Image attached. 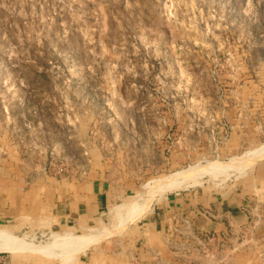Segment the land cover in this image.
Instances as JSON below:
<instances>
[{
	"label": "rangeland",
	"instance_id": "374dc122",
	"mask_svg": "<svg viewBox=\"0 0 264 264\" xmlns=\"http://www.w3.org/2000/svg\"><path fill=\"white\" fill-rule=\"evenodd\" d=\"M263 147L264 0H0V166L22 177V204L0 217V264H142L129 232L155 201L227 198L254 162L175 189L160 182ZM111 173L133 188L99 219L24 201L39 179ZM262 220L192 225L197 255L182 264H264Z\"/></svg>",
	"mask_w": 264,
	"mask_h": 264
},
{
	"label": "crops",
	"instance_id": "0c3cea01",
	"mask_svg": "<svg viewBox=\"0 0 264 264\" xmlns=\"http://www.w3.org/2000/svg\"><path fill=\"white\" fill-rule=\"evenodd\" d=\"M262 158L264 156L261 155L255 159L253 166L244 172L246 178L238 185L239 191L227 198L215 201L205 197L198 201L193 193L174 196L168 193L162 201H155L140 218V226L132 228L129 232L132 237L140 239L136 250L141 254L142 264H182V257L193 261L197 251L191 255L187 254V250L193 249V243L189 242V239L195 236V231L203 233L212 229V224L217 227L216 221L219 218H226L231 223L239 222V225L257 221L258 218L264 221V162L259 161ZM20 174L15 167L0 166V217L4 216L5 207L9 204L12 205L14 213L22 204L19 196L22 179ZM39 180L24 199L29 209L39 214L68 220L99 219L111 211L117 201L133 188L112 173L109 178L98 174L94 179L79 184L68 180ZM247 205L252 207L253 216L245 210ZM207 210H212L210 214L217 212L216 216L212 214L215 221L208 218L205 212ZM185 223L191 225V230L185 231ZM192 225L195 228L193 232ZM182 237H185L183 243ZM236 263L245 264L244 258Z\"/></svg>",
	"mask_w": 264,
	"mask_h": 264
},
{
	"label": "bare ground",
	"instance_id": "6f19581e",
	"mask_svg": "<svg viewBox=\"0 0 264 264\" xmlns=\"http://www.w3.org/2000/svg\"><path fill=\"white\" fill-rule=\"evenodd\" d=\"M259 152H260V148H257L256 150L252 151L250 155L244 156V157H237L233 161H229V162H213V163H208L206 165H198V166H195V167H190L188 169L176 172V173H174L171 176L167 177L166 179H164L162 182H160L158 184V191L166 190L167 188H173V189L178 188L184 182L196 180L197 178H199L200 176L205 175V174H216V175H219V174H221V173H223L225 171H228L230 169H235L237 171H243V170L247 169V167L251 166V164L255 161V159L258 156H261V155L264 156V147L262 148L261 154ZM257 154H260V155H257ZM150 200H148V198H147V200H145V201H139V202H136V203L134 202L133 203V204H135V206L133 205L134 208H132V209L130 208L131 209V215L133 213L136 214V213H140L141 211H143V209L146 208V204ZM114 231H115V229H114ZM118 232H119V230H118ZM106 235L107 234H105V236ZM94 239L95 238H92L91 240H94ZM86 242L88 243V241H86ZM88 244H87V246H88ZM75 251H78V249H75Z\"/></svg>",
	"mask_w": 264,
	"mask_h": 264
}]
</instances>
